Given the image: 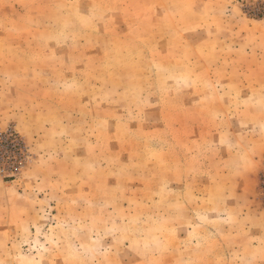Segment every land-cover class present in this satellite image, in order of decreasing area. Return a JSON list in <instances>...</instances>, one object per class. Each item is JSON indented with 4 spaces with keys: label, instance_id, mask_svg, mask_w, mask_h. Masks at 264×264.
<instances>
[{
    "label": "rangeland",
    "instance_id": "374dc122",
    "mask_svg": "<svg viewBox=\"0 0 264 264\" xmlns=\"http://www.w3.org/2000/svg\"><path fill=\"white\" fill-rule=\"evenodd\" d=\"M0 264H264V0H0Z\"/></svg>",
    "mask_w": 264,
    "mask_h": 264
},
{
    "label": "built area",
    "instance_id": "2783aa9c",
    "mask_svg": "<svg viewBox=\"0 0 264 264\" xmlns=\"http://www.w3.org/2000/svg\"><path fill=\"white\" fill-rule=\"evenodd\" d=\"M8 149L17 151L19 157H21L23 151H25L22 141L10 128L3 133L0 131V153Z\"/></svg>",
    "mask_w": 264,
    "mask_h": 264
}]
</instances>
